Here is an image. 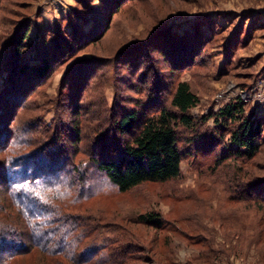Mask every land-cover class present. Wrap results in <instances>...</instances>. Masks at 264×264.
Segmentation results:
<instances>
[{"label":"rangeland","instance_id":"rangeland-1","mask_svg":"<svg viewBox=\"0 0 264 264\" xmlns=\"http://www.w3.org/2000/svg\"><path fill=\"white\" fill-rule=\"evenodd\" d=\"M107 4L0 0V103L7 108L13 41L28 29L25 60H57L21 97L25 109L14 106L17 122L29 141L48 145L53 132L69 157L86 163L94 197L82 211L101 240L124 236L138 264H264V0H122L115 13ZM181 80L200 99L191 109L197 128H180L181 177L118 192L89 168L88 155L99 143L124 142L113 122L126 109L148 101L171 108ZM238 99L263 125L252 159L228 156L220 122H235L216 118ZM149 212L162 227L138 222ZM47 261L36 253L15 264Z\"/></svg>","mask_w":264,"mask_h":264},{"label":"trees","instance_id":"trees-1","mask_svg":"<svg viewBox=\"0 0 264 264\" xmlns=\"http://www.w3.org/2000/svg\"><path fill=\"white\" fill-rule=\"evenodd\" d=\"M121 1L107 0L110 12H117ZM28 35L27 29L13 41L7 108L0 103V264H15L17 259L36 253L44 255L48 264H138L132 242L117 233L101 240L96 233L99 225L82 211L94 197L86 163L77 161L75 155L69 157L72 151H63L53 132L48 139L53 142L48 145L29 141L21 128L23 120L17 122L19 111L15 112L14 106L21 104L25 109L21 97L50 74L57 60L48 53L40 63H28ZM199 100L190 84L181 80L171 91V108L148 101L141 109H126L113 122V130L125 137L124 142H117L119 147L114 149H107L104 142L97 144V153L86 160L89 168L120 193L180 178L184 158L180 128H197L199 121L191 109ZM244 114V102L238 99L219 109L216 118L235 122L226 126L219 121L230 133L228 156L252 159L261 148L256 139L263 134V125ZM81 133L78 129L76 134ZM138 222L155 223L160 228L164 221L149 212L140 215Z\"/></svg>","mask_w":264,"mask_h":264}]
</instances>
